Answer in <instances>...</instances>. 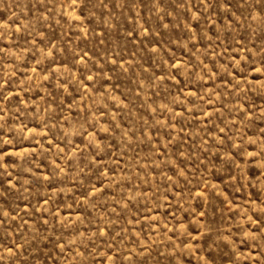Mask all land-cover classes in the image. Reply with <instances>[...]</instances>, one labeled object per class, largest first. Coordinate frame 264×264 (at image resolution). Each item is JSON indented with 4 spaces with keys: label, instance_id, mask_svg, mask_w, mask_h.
I'll use <instances>...</instances> for the list:
<instances>
[{
    "label": "rangeland",
    "instance_id": "obj_1",
    "mask_svg": "<svg viewBox=\"0 0 264 264\" xmlns=\"http://www.w3.org/2000/svg\"><path fill=\"white\" fill-rule=\"evenodd\" d=\"M0 264H264V0H0Z\"/></svg>",
    "mask_w": 264,
    "mask_h": 264
}]
</instances>
